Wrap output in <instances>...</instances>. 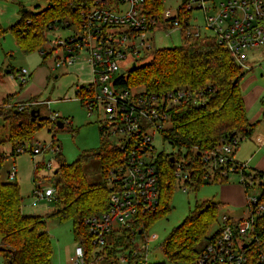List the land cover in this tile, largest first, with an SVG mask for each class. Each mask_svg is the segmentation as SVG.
I'll return each instance as SVG.
<instances>
[{
	"label": "trees",
	"instance_id": "16d2710c",
	"mask_svg": "<svg viewBox=\"0 0 264 264\" xmlns=\"http://www.w3.org/2000/svg\"><path fill=\"white\" fill-rule=\"evenodd\" d=\"M108 0H50L49 5L41 10L21 11V18L11 27L6 28L0 21V39L11 30L16 37L19 48L25 53L41 51L46 56L52 52L44 49L48 42L47 33L61 27L70 29L72 26L84 29L83 11L87 12L97 5L108 4ZM144 12L155 17L165 26H173L174 17L164 19L163 0H146ZM181 20L184 42L181 46L158 48L151 53V60L143 65H133L127 72L119 76L117 83L128 89L141 88L145 93L164 94L180 87L190 91L188 99L170 109L169 127L161 131L164 142L173 148L187 151L186 159L189 178L185 181L194 188L211 182L226 183L229 175L223 176L221 170L227 166L210 164L202 161L206 153L219 147L223 141L229 143L239 139L250 138L259 121L250 122L241 80L246 70L240 65L233 54L223 45L218 44L214 36L195 37L186 33V24L192 11L181 3L177 10ZM109 27L108 25L105 26ZM86 85L77 90L79 100L84 104L88 95ZM13 96L4 99L0 105V115L10 124L8 140L12 143L24 139L33 141V133L44 124L54 125L58 117L35 118L31 109L18 110L12 103ZM24 103V102H23ZM10 104L11 106H6ZM264 118V110H263ZM37 121L41 123H37ZM67 125L65 121L60 120ZM63 127V128H64ZM100 126L101 145L93 155L101 159L104 181L91 184L83 170V164L89 156L71 163L57 152L59 165L56 169L53 187L55 190L56 210L49 216L60 222L69 220L77 242L86 243L90 239L85 221L88 217L103 213L109 209L110 195L113 191L109 182L110 172L121 159L119 147L108 138L103 137ZM16 147L13 155H17ZM160 167L161 200L156 211L138 218L134 224L137 234L147 237L149 226L157 219L167 216L171 210V199L176 184L175 165L170 161V154L161 152L157 156ZM5 156L0 154V255L3 264H49L53 255L50 233L45 230V219L40 215H28L22 210V195L17 181H4L1 176ZM38 165V169L40 168ZM245 183L248 177L258 180L260 199L264 202V171L252 173L243 169ZM248 191V186L246 187ZM249 193V191H248ZM222 203L205 200L196 203L190 214L177 227L173 228L164 243L162 251L169 262L176 264H197L198 258L207 244L220 232V228L211 232L218 223L219 210ZM120 242L123 243V240ZM116 244H120L116 241ZM245 254L243 264H264V211L255 217L248 235L239 237L236 243Z\"/></svg>",
	"mask_w": 264,
	"mask_h": 264
},
{
	"label": "built area",
	"instance_id": "2783aa9c",
	"mask_svg": "<svg viewBox=\"0 0 264 264\" xmlns=\"http://www.w3.org/2000/svg\"><path fill=\"white\" fill-rule=\"evenodd\" d=\"M108 1V4L83 11L85 21L80 36L72 33L66 38L59 37L53 46L54 52L58 49L64 52V57L57 56V66L72 65L85 52L86 59L93 68V81L86 85L88 95L85 96L84 104L90 114L95 110L104 111V119H100L103 137L113 141L122 155L120 163L109 176L113 188L109 209L86 219L85 225L90 239L86 243L77 242L75 263L151 264L149 239L146 238V245L141 246L137 243L139 234L134 229L138 218L156 211L161 200V172L151 132L161 133L169 125L170 109L188 99L190 91L180 87L158 95L145 93V90L139 88L128 89L117 83L122 75L120 71L124 69L119 66L118 61L125 59L128 53L139 55L138 48L152 49L154 45L150 44L149 33L156 24L162 23L144 12L146 0H117V11L107 8V5H113L114 0ZM182 2L188 10H203L205 35L214 36L217 43L225 46L244 69H252L246 62V52L264 47V0ZM208 3L211 6L207 7ZM119 4L126 5V8L119 7ZM177 15L178 13L165 11L163 18L167 20L174 17V27L182 28ZM191 23L192 13L188 20L189 26H185L186 33L202 37V26L190 30ZM106 25L109 27L105 28ZM14 75L25 83L30 73L27 69H22ZM236 144L237 140L231 143L223 141L201 160L227 166L228 161H233L231 156ZM55 146L54 144L52 148ZM45 149L46 146L42 143L32 141L29 149L20 146L16 148V152L19 154L30 151L39 154ZM54 150L56 153L60 151L59 147ZM170 156L175 157V177L185 182L189 178V161L173 154ZM245 167L246 164L233 161V165L221 170V174L228 176L231 173H242L241 182L248 186V191L258 188V194L247 196L249 216L233 219L224 215L219 234L207 244L197 264H243L245 261V254L237 248L236 243L239 242V237L249 234L255 217L264 211L258 180L248 177V183H245ZM9 176L11 179L17 178L16 166L9 171ZM35 194L37 199H54L55 190L52 185L46 189L35 190ZM116 241L120 244H116ZM261 258L264 261V255Z\"/></svg>",
	"mask_w": 264,
	"mask_h": 264
},
{
	"label": "rangeland",
	"instance_id": "374dc122",
	"mask_svg": "<svg viewBox=\"0 0 264 264\" xmlns=\"http://www.w3.org/2000/svg\"><path fill=\"white\" fill-rule=\"evenodd\" d=\"M215 1L219 3L221 0ZM49 2L50 0H0V21L6 28H9L21 18V11L27 9L36 12L46 8ZM181 3L182 0H163V7L165 11L176 14ZM209 6L211 3L207 4V7ZM119 7L126 8V5L119 4ZM107 8L117 11V0L113 1L112 6L107 5ZM211 11L213 12V9ZM167 24L165 23V26L156 24L154 30L149 33L150 44L154 45L152 49L138 48L140 50L139 55L128 53L125 59L118 61L119 66L129 70L134 61L137 65L148 63L151 60V53L155 49L181 46L184 42L182 28L167 26ZM197 26H202V37H204L206 33L203 27L204 11L201 9H193L192 11L190 30H195ZM72 33L80 36L82 31L72 26L70 29L57 27L54 31L48 32V42L44 49L46 52H52L59 37L66 38ZM246 55L248 57L246 62L253 70L245 69L247 72L241 80V84H249V90L256 87L257 89L263 88L264 91V47L248 50ZM57 56L64 57V52L58 49L46 58L41 51L25 54L19 48L15 34L11 30L0 41V105L4 99H8L12 95V103L21 102H18L19 104L16 106L19 111L29 108L31 112L40 110L39 119L50 117L52 120V117H58V121L63 120L67 124L64 128H59L58 122L54 125L56 131L55 147L52 148L54 145V131H50L52 126L44 124L33 133V142H40L45 145V151L39 154L26 151L13 155L15 147L24 146L29 149L31 142L27 139L17 143L10 142L8 140L10 124L0 115V154L5 156L1 176L4 181L18 182L22 195V210L25 214L40 215L45 219V230L50 233L53 246V255L49 264H76L75 248L77 241L72 222L69 220L60 222L49 216L56 210L55 198L37 199L35 190L46 189L54 183V172L59 165L54 150L56 147H59L63 158L69 163L76 161L83 155H88L89 159L83 164L88 182L94 184L104 181L101 159L93 155L101 145L100 119H104V111L102 109L95 110L90 114L89 109L76 94L80 86L88 85L93 81V68L86 59L85 52H82L79 59L72 65L57 66ZM22 69H27L30 73L25 83H22L14 75ZM37 123L41 122L37 121ZM166 127L169 125L167 124ZM151 135L153 136V145L156 148V156L161 152L169 154L179 152L178 148H173L172 145L164 142L161 133L154 134L151 132ZM111 138L115 139V137ZM239 138L238 136L239 142L244 141V139ZM181 154L182 160H186L187 151L183 149ZM39 164L41 166L38 169ZM13 166H16L18 174L16 179H11L9 176V171ZM236 177L237 174L233 173L230 178L231 181ZM223 185L220 182H211L194 188L185 183L183 179L176 177L170 212L167 216L154 221L147 230L146 238L149 239L148 249L151 264H176L166 259L162 251V244L173 228L179 226L190 214L196 203L205 200L222 202L218 223L212 228V233L220 228L224 215H232L235 219L249 216L247 201L242 207L234 209L231 208L232 204L221 199ZM258 192V188H251L248 196L256 195ZM153 236L156 237L153 238ZM146 238L139 235L137 243L145 246ZM0 264H3L1 255Z\"/></svg>",
	"mask_w": 264,
	"mask_h": 264
},
{
	"label": "crops",
	"instance_id": "0c3cea01",
	"mask_svg": "<svg viewBox=\"0 0 264 264\" xmlns=\"http://www.w3.org/2000/svg\"><path fill=\"white\" fill-rule=\"evenodd\" d=\"M2 39H0V41ZM248 85L249 84H241L248 118L252 123L259 121V125L250 138L244 139V141L239 142L237 146L233 147L232 156L236 163L246 164L244 169L247 172L252 173L255 170L264 171V101H261L264 99V91L263 88L257 89L256 87L249 90ZM260 101L261 103L258 104ZM232 174L233 173L229 175L228 181L223 183V196L221 199L232 204L231 208L238 209L246 203L248 191L246 190L245 185L241 182L242 173H235L237 174V177L231 181L230 178ZM220 203L222 202L220 201ZM229 216L235 219L234 216Z\"/></svg>",
	"mask_w": 264,
	"mask_h": 264
},
{
	"label": "water",
	"instance_id": "95a60500",
	"mask_svg": "<svg viewBox=\"0 0 264 264\" xmlns=\"http://www.w3.org/2000/svg\"><path fill=\"white\" fill-rule=\"evenodd\" d=\"M24 11H27V9H25ZM134 65H136V64H134ZM120 73L123 75V74L126 73V70L122 69V70L120 71ZM31 113H32V115H33L35 118H38V117L40 116V110H36V111L33 110ZM58 127H59V128H63V127H64V124L61 123L60 121H58ZM170 161H171V162H174V161H175V157H174V156H171V157H170ZM55 173H56V171H55Z\"/></svg>",
	"mask_w": 264,
	"mask_h": 264
}]
</instances>
